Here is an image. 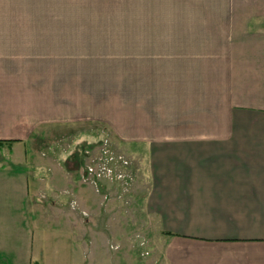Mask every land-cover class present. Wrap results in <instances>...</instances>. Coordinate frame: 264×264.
<instances>
[{
    "label": "crops",
    "instance_id": "1",
    "mask_svg": "<svg viewBox=\"0 0 264 264\" xmlns=\"http://www.w3.org/2000/svg\"><path fill=\"white\" fill-rule=\"evenodd\" d=\"M262 22L264 0H0V264H46L24 165L74 120L144 148L164 264H264Z\"/></svg>",
    "mask_w": 264,
    "mask_h": 264
},
{
    "label": "rangeland",
    "instance_id": "2",
    "mask_svg": "<svg viewBox=\"0 0 264 264\" xmlns=\"http://www.w3.org/2000/svg\"><path fill=\"white\" fill-rule=\"evenodd\" d=\"M29 141L24 166H41L30 211L34 249L46 264L64 261L74 245L87 264H164L158 221L145 208L149 165L143 147L94 120L40 124ZM87 167L110 172L96 177Z\"/></svg>",
    "mask_w": 264,
    "mask_h": 264
},
{
    "label": "built area",
    "instance_id": "3",
    "mask_svg": "<svg viewBox=\"0 0 264 264\" xmlns=\"http://www.w3.org/2000/svg\"><path fill=\"white\" fill-rule=\"evenodd\" d=\"M123 162H125L126 163V161H123ZM99 168V167H98ZM97 168V169H98ZM87 170L88 171H93V173H90L91 175L93 174L94 176H96V177H99L100 175H104V174H106L107 172H110V170L107 168V170H106V168H103V169H98V170H93L92 168H90V167H87Z\"/></svg>",
    "mask_w": 264,
    "mask_h": 264
}]
</instances>
